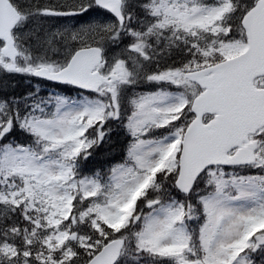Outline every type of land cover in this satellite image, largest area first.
I'll use <instances>...</instances> for the list:
<instances>
[{
	"label": "snow or ice",
	"instance_id": "snow-or-ice-1",
	"mask_svg": "<svg viewBox=\"0 0 264 264\" xmlns=\"http://www.w3.org/2000/svg\"><path fill=\"white\" fill-rule=\"evenodd\" d=\"M0 264H264V0H0Z\"/></svg>",
	"mask_w": 264,
	"mask_h": 264
},
{
	"label": "trees",
	"instance_id": "trees-1",
	"mask_svg": "<svg viewBox=\"0 0 264 264\" xmlns=\"http://www.w3.org/2000/svg\"><path fill=\"white\" fill-rule=\"evenodd\" d=\"M121 139H123L122 137H121ZM120 145L118 144L117 145V147H116V154H117V158H119V150H120Z\"/></svg>",
	"mask_w": 264,
	"mask_h": 264
}]
</instances>
